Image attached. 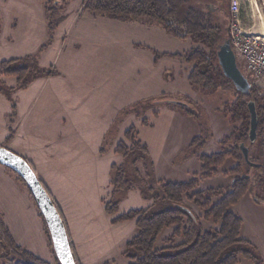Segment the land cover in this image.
I'll list each match as a JSON object with an SVG mask.
<instances>
[{"label": "rangeland", "instance_id": "1", "mask_svg": "<svg viewBox=\"0 0 264 264\" xmlns=\"http://www.w3.org/2000/svg\"><path fill=\"white\" fill-rule=\"evenodd\" d=\"M241 10L239 14L240 26L248 32L264 36V0H240ZM193 4L201 8L218 9L217 17L221 22H225L227 31L232 27L234 16L230 10L228 15L227 6L229 0H192ZM231 2V0H230ZM83 0H66L62 14L64 19L60 22L54 32L49 27L50 15L46 13V0H0V84L3 83L1 75L2 61L11 57L24 58L29 56L31 60L35 58L41 63L50 64L54 56L57 55L56 64L60 71H69V62L65 60L68 53L85 54L80 56H90L84 64L99 68L100 74L91 75L88 81L75 76L74 71L67 72L63 79L60 75H53L52 78L61 84L79 85L87 83H105L106 100L100 101V105L83 106L90 113V127L107 131L97 142L100 143V153L107 155V171L112 166L121 167L124 162L122 153L116 152L119 143L127 144L131 147L132 142L126 137L127 130L134 126L136 132L135 139H139L141 144L146 145L149 159L154 166L155 180L172 182L188 181L194 176H201L202 162L199 155L212 154L228 148L233 142L234 134H238L244 121V112L240 111V93L235 86H217L216 88H206L203 84L192 82L190 73L194 67L193 62H189L184 56L198 43L192 37L180 38L169 33L165 27L157 24L153 31V46L146 47L141 45L143 40L151 36L150 29L140 20H123L116 17H103L101 14L83 9ZM53 17V16H52ZM54 18V17H53ZM55 20V18H54ZM228 33V32H227ZM70 35L71 41H81L86 49L78 53L72 46L64 45L60 49L63 38ZM68 38V37H67ZM137 42L140 44L138 45ZM59 50V53H58ZM237 53V52H236ZM177 54V55H176ZM8 59V60H9ZM238 65L243 74L264 91V80H256L245 65L244 59L237 53ZM55 64V67H56ZM45 65V64H42ZM49 76V75H48ZM48 76L41 78H48ZM9 77V76H6ZM4 91L0 89V136L5 121L8 119L12 105L21 101L28 100L32 96V91L23 94L20 90H27L30 85L35 84L40 78L33 80L26 88H14L11 86L14 79H7ZM12 88V89H11ZM20 89V90H18ZM84 93V92H83ZM85 94V93H84ZM100 98H104L103 94ZM34 98L31 99L33 103ZM171 101H179L188 104L183 107ZM81 108H77L79 110ZM13 110V109H12ZM16 118L17 112L13 111ZM105 115L106 124L103 123ZM35 117V111L32 113ZM100 120V121H99ZM111 121V122H110ZM233 136V137H232ZM202 137L206 143L200 148L197 154L188 157V152L194 138ZM231 138L226 144H222L224 138ZM200 138V141L202 140ZM1 141V140H0ZM89 142H96L90 139ZM106 150V151H105ZM256 149H253V153ZM236 160L232 157L227 158L218 170L219 174L210 178H201L196 191L208 189H221L226 193L232 189L234 177L232 174H225L236 166ZM3 166L16 178L22 188L27 189L25 183L17 178L16 173L10 168ZM141 177H145V168L142 161L137 164ZM67 173V171H65ZM133 174V173H132ZM111 175V173H110ZM133 177L137 185L132 187L127 193L126 199L120 204L117 214L127 212L131 209L147 208L153 204V199L145 197L141 191V182L137 176ZM111 176L107 175V191L102 187V196L106 200L112 196L113 186L110 181ZM88 189V196L94 195V186H85ZM33 197V196H32ZM238 202L237 206H232L234 213L242 214V229L240 237L251 242L258 250L263 264V256L256 243L248 238L250 236L252 224H256L260 235L264 238V217L257 221L253 217L250 205L261 208L264 211V183H253L248 192ZM221 197H216L217 202ZM0 199H4L2 196ZM36 204L35 199L33 198ZM258 201H262L258 203ZM187 204L199 214H203L200 209L191 201ZM79 203L82 209L76 211L74 202L70 199L67 204L72 210L70 215L74 222L79 226L80 231L86 228L91 229V234L87 236L89 241L82 244L81 255L84 264H129V260L123 255L127 242L135 236L137 228L133 221L113 222L112 215L109 216L104 210H94L91 199ZM260 204V205H259ZM11 205V204H10ZM13 207L18 204H12ZM37 204H36V207ZM22 215L24 210L16 208ZM39 216L32 215L30 211L28 219L17 215L18 222H24L25 227L33 225L41 220L39 208L36 209ZM1 219L9 232L11 242L21 251L30 253L43 261L44 253L34 252L27 249L24 245L17 244V238L6 224L5 217L7 212L0 206ZM40 219V220H39ZM251 220V221H249ZM204 228H216L219 225L212 220L203 219ZM252 223V224H251ZM1 228V227H0ZM134 228V229H133ZM247 230V231H245ZM255 230V226L253 227ZM49 231V230H48ZM50 232V231H49ZM168 231H164L157 240L156 247L166 245L165 236ZM0 264H42V262H32L24 260L9 244L1 228L0 233ZM48 236V234L46 233ZM86 236L83 235V238ZM52 242L51 235L48 237ZM17 241V242H16ZM178 237L176 243L180 242ZM53 244V242H52ZM52 247V246H51ZM50 247V248H51ZM54 260L47 264H61L54 246ZM40 255V256H39ZM240 260L247 264H255L254 261L243 256Z\"/></svg>", "mask_w": 264, "mask_h": 264}, {"label": "trees", "instance_id": "2", "mask_svg": "<svg viewBox=\"0 0 264 264\" xmlns=\"http://www.w3.org/2000/svg\"><path fill=\"white\" fill-rule=\"evenodd\" d=\"M65 4L66 0H46L45 7L51 19L49 20L51 32H54L64 19V15L59 13H62ZM82 5L83 9L104 16L123 20H145L159 24L169 33L183 39L192 37L198 46L190 49L184 56L189 62L194 63L190 73L192 82L203 84L209 89L229 84L234 86L233 82L225 76L218 58L220 46L225 43L231 45V43L229 29L227 31L225 22H221L217 17V8H201L193 4L192 0H83ZM228 5L229 10L230 0ZM228 12L230 15V10ZM56 73L58 74V71L55 67H41L37 58L31 60L29 56L4 60L1 64V75L16 77L17 88H26L33 80ZM247 79L251 84L249 93L239 91L240 111L245 113L242 128L237 135L232 136L233 142L228 148L209 155H199L202 162L201 176H194L184 182L155 180L154 166L149 159L146 145L133 137L136 132L134 126L126 132V137L130 139L132 146L129 147L122 142L117 145L116 152L123 154L124 162L121 167L114 164L111 168L113 191L111 198L104 200L106 213L115 215L119 212L120 204L126 199L127 193L137 185L133 174L143 181L141 182L143 186L140 188L143 195L153 199L151 206L131 209L113 219V222L135 220L137 233L127 242L123 253L129 260V264H238L241 256L254 261L255 264H261L262 260L257 248L240 237L242 217L231 210L253 183H264V91L259 86H255L248 77ZM5 86L1 83L0 89L4 91ZM250 101L255 102L258 114L257 138L254 142L250 139L251 123L248 108ZM12 136L11 131L6 138V143L12 139ZM200 138L202 137L193 139L188 157L197 154L198 150L205 145L206 141L203 138L200 141ZM230 139L224 138L222 144H227ZM243 147L249 151L248 159L244 155ZM253 149H256V152L253 153ZM229 157L237 162L235 167L224 172L234 177L232 189L226 193L221 189L196 191L200 179L219 174L218 168ZM140 161L145 168V177H141L137 166ZM16 175L28 187L26 181L19 174L16 173ZM28 189L35 199L29 187ZM46 189L53 199L47 187ZM216 197L221 198L216 202L214 200ZM186 200L202 209L203 214L196 213ZM53 201L68 231L66 221L54 199ZM39 211L47 229L46 233L50 237L47 222L40 208ZM203 219L212 220L219 226L206 229L202 223ZM0 227L10 246L24 260L47 264L44 260L21 251L11 242L1 215ZM170 227H173V232L164 238L166 245L157 248L158 238L165 229ZM68 235L75 261L77 264H82L74 250L69 231ZM178 237L181 241L176 243ZM50 245L53 247L51 239Z\"/></svg>", "mask_w": 264, "mask_h": 264}, {"label": "crops", "instance_id": "3", "mask_svg": "<svg viewBox=\"0 0 264 264\" xmlns=\"http://www.w3.org/2000/svg\"><path fill=\"white\" fill-rule=\"evenodd\" d=\"M133 20L137 21V19ZM140 21L150 29L151 33V36L147 40L144 39L141 45L151 46L152 48L154 30L151 29H154L157 24L145 20ZM63 40L60 45V49L64 45L63 51L72 44L78 50V53L86 50L81 41L75 40L72 43L70 35L64 36ZM137 44L140 45L138 42ZM84 54H75L74 52L67 54L65 60L68 58L69 71H60L57 68V55L54 56L53 64H50V67H55L56 64L55 68L58 71L56 75L61 74V76H58L59 79H63L62 76L67 75V72L74 71L75 76L88 81L91 75L100 74L101 72L97 67L84 64L90 57L80 56ZM38 63L41 67L48 68L44 61L42 63L38 61ZM52 76H48V78L40 77V80L30 85L29 88L27 87V90L18 89L20 90L18 93L23 92L24 95L32 91V96L23 102L24 105L17 100V103L11 106L13 110L11 109L9 113L11 115L4 123L0 145L24 157L32 166L38 178L48 188L66 221L74 250L81 263L84 264L81 249L83 242L89 241L87 236L91 234V229L86 228L84 231H80L79 226L70 215L72 209L66 204L71 199L74 202V209L79 211L83 208L79 201L91 199V203L94 202L95 204L94 207L89 208L91 212L97 209L100 211L105 210L104 200L106 198L101 195V188L103 187L107 191V187L105 188L107 185L106 179L107 175L111 176V168L107 171V155L100 153V143L97 140L103 137L108 128L105 127L104 131L90 127L89 124L92 122L89 118L90 113L83 106L96 105V103L100 105V101L106 100V93H104L106 84L89 82L77 86L68 85L67 83L65 85L54 81ZM5 78L14 79L11 86H13V89L16 88V77H3V82L7 85L8 81ZM101 94L104 98H100ZM32 98H34L33 103H31ZM77 108L81 109L77 110ZM14 110L17 112L16 118L13 117ZM34 111L35 117L32 116ZM103 123L106 124L105 115ZM11 131L13 132L12 139L6 143V138ZM90 139L96 140V142L87 141ZM2 167L0 166V197L2 196L4 199H0V206L8 214L5 217L7 226L15 234L17 244L24 245L34 252H40L38 250L42 249L44 251V253H41L43 260L52 262L55 255L51 250L52 247L44 230L43 222L39 219V223L36 222L34 225L31 223L27 228L28 225L25 227L24 222L16 221L17 215L20 217L19 221L23 217L28 219V211L32 212L30 213L32 215L39 216L32 195L28 193L27 189L19 185L14 176L8 175V171ZM109 182H111V178ZM85 186H88V188L94 186L95 191L91 198L88 196V189L86 191L82 189ZM13 203L18 204V206L13 207ZM238 203L234 206H237ZM18 207L24 210L22 215L17 212L16 208ZM249 208L253 211L251 220L253 217L256 221L258 218L261 220L264 217V211L259 206L255 207L253 204ZM237 214L242 216L240 213ZM131 221L135 223V220ZM252 225L255 226V230H253L254 226L247 229L251 230L252 233L248 238L256 243L264 259V238L258 237L260 235L259 229L256 224ZM164 231H168L166 236L170 235L173 232V227ZM83 235L86 237L83 238ZM238 264H243V262L240 260Z\"/></svg>", "mask_w": 264, "mask_h": 264}, {"label": "water", "instance_id": "4", "mask_svg": "<svg viewBox=\"0 0 264 264\" xmlns=\"http://www.w3.org/2000/svg\"><path fill=\"white\" fill-rule=\"evenodd\" d=\"M218 58L225 76L233 82L237 90L245 94L249 93L251 84L238 66L236 53L229 43L220 46L218 50ZM171 102L183 107H188V104L184 102ZM248 108L251 123L250 139L254 142L257 138L258 129V114L255 102L250 101L248 103ZM243 151L245 157L248 159V149L243 147ZM0 164L11 168L26 181L47 222L55 253L60 263L77 264L64 220L46 187L38 178L29 162L24 157L18 155L7 147L0 145Z\"/></svg>", "mask_w": 264, "mask_h": 264}, {"label": "built area", "instance_id": "5", "mask_svg": "<svg viewBox=\"0 0 264 264\" xmlns=\"http://www.w3.org/2000/svg\"><path fill=\"white\" fill-rule=\"evenodd\" d=\"M230 9L234 16L230 29L231 46L244 59L251 76L256 80H264V36L245 31L240 26V0H231Z\"/></svg>", "mask_w": 264, "mask_h": 264}]
</instances>
